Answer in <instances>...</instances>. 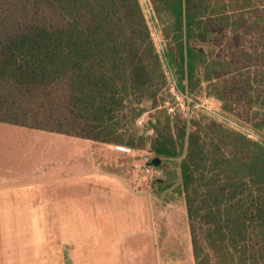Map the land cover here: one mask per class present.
<instances>
[{
	"label": "trees",
	"instance_id": "1",
	"mask_svg": "<svg viewBox=\"0 0 264 264\" xmlns=\"http://www.w3.org/2000/svg\"><path fill=\"white\" fill-rule=\"evenodd\" d=\"M149 2L180 90L257 139L160 107L140 0H0V122L178 160L195 264H264V0Z\"/></svg>",
	"mask_w": 264,
	"mask_h": 264
},
{
	"label": "rangeland",
	"instance_id": "2",
	"mask_svg": "<svg viewBox=\"0 0 264 264\" xmlns=\"http://www.w3.org/2000/svg\"><path fill=\"white\" fill-rule=\"evenodd\" d=\"M140 3L153 32L155 44L162 51L165 40L151 4L149 0H140ZM164 62L168 68V61L164 59ZM185 92V110L197 111L198 114L193 117L185 116L180 108L176 113L182 118L197 119L205 113L207 117L226 126L244 133L250 131L245 124L225 114L221 103L215 99L210 104L216 114H206L200 106L209 97L206 93ZM198 105L199 108H196ZM143 107L147 110L149 105L143 103ZM139 131L143 129L139 128ZM34 134L40 136V162L24 163L25 170L31 168L34 173L14 180V183L24 184L16 188V194L0 189V264H158L155 262L157 258L165 259V262L174 258L180 259V264H190L193 261L188 244L182 243L180 249L174 250L156 247L155 243L158 239V242L164 241L167 245L166 241L172 238L167 222L174 224L181 220V215L183 219L187 218L178 176V160L162 163L161 166L168 172L170 180L166 187H156V194L152 198L133 194L127 189L126 204L120 203L116 206L117 216L105 217V204L98 200L99 196L93 195L90 201L79 200L87 196L81 194L79 186L74 189L72 196L77 201H49L51 196L48 178L42 175L38 177V173L47 169L48 143L55 135L47 131ZM256 135L254 133L253 137L256 138ZM36 158L35 156V160ZM169 210H178L177 217L170 219L159 214L160 211ZM150 216V222H154L152 226L155 227L152 236L143 234L142 228ZM184 222L186 224L185 220ZM183 239L182 236L181 240ZM151 241L154 242L153 249L150 247Z\"/></svg>",
	"mask_w": 264,
	"mask_h": 264
},
{
	"label": "crops",
	"instance_id": "3",
	"mask_svg": "<svg viewBox=\"0 0 264 264\" xmlns=\"http://www.w3.org/2000/svg\"><path fill=\"white\" fill-rule=\"evenodd\" d=\"M144 103L148 104L147 102ZM36 132H42V130L0 122L1 190H7L10 194H14L17 192L16 188L18 186H24L21 183H14V180L34 173V170L31 168L25 170L24 163L33 164L35 161L40 162V136L34 134ZM50 133L55 135V137H51L48 143V166L47 169H43L42 172L39 171L38 173V177L42 175L48 178L51 196L49 201H77L78 199H73L72 196L74 189L79 186L81 194L87 195L79 199L81 202L92 200L93 195L95 197L99 196L98 200L105 204L103 216L116 217V212H118L116 210L117 204H126V190H130V173L133 164L138 161L137 157L117 149L116 146L118 145L100 143L60 133ZM151 133H148V135H151ZM35 156L38 159L36 158L35 160ZM151 157L153 156L151 155ZM160 171L161 173L155 184V190L156 187L157 189L158 187H166L170 180V176L164 172V168L160 169ZM178 176H180L179 170ZM130 192L133 193L131 190ZM89 195L90 198H88ZM14 199L17 200V198ZM0 200L2 199L0 198ZM124 210L122 212L128 211ZM178 213V210L159 212V214H162L161 216L164 215V217L170 219L176 218V214ZM151 218L152 216L142 226L144 229L143 234L145 235L149 234L152 236L155 229L153 227L154 222H150ZM167 224L172 238L166 241L167 245L164 244V241L158 242L157 239V242H155L157 243V245L155 244L156 247L178 250L182 246V243H184L190 245L193 256L188 217L183 219L181 215L180 221H176L174 224L167 222ZM182 232L184 233L183 235L181 234ZM182 236L184 237L183 241L181 240ZM150 244V247L153 249L154 242L152 243L151 241ZM155 262H158V264H180L182 261L174 258L170 259L169 262H165V259L157 258ZM190 264H195L194 257Z\"/></svg>",
	"mask_w": 264,
	"mask_h": 264
},
{
	"label": "built area",
	"instance_id": "4",
	"mask_svg": "<svg viewBox=\"0 0 264 264\" xmlns=\"http://www.w3.org/2000/svg\"><path fill=\"white\" fill-rule=\"evenodd\" d=\"M152 37H153V32H152ZM158 51L160 52L159 54L162 57L165 75L167 79V84L165 88L167 98L161 102L160 107L166 108L168 113L172 116L176 114V110L180 111V108L184 111L185 116L193 117L194 114L197 115L198 114L196 113L197 111H193V110L190 111L189 109L185 110L184 99L187 98V93L182 92L180 88L178 87L176 77L174 76V73L171 70V68L170 67L166 68L164 58H163L164 53H162L163 49L162 51L158 49ZM213 101H214V98L207 97L204 99V101L200 105L201 108L205 110L206 114H216L215 109L210 104ZM196 108H199V105L198 107L196 106ZM145 123H146V115H143L137 120L138 126H143ZM250 131H248L246 134L250 138L257 139L258 136L256 135V138L253 137L254 132L252 130ZM116 147L117 149L121 151H124L126 153L136 156L138 159V161L135 164H133L132 169H131L129 189L135 194H141L148 198H152L156 194L155 184L161 173L159 167L156 168L149 164L153 157H151V155H149L146 152L140 153L139 151L133 148H130V147H124V146H116Z\"/></svg>",
	"mask_w": 264,
	"mask_h": 264
},
{
	"label": "water",
	"instance_id": "5",
	"mask_svg": "<svg viewBox=\"0 0 264 264\" xmlns=\"http://www.w3.org/2000/svg\"><path fill=\"white\" fill-rule=\"evenodd\" d=\"M149 164L158 168L162 165V159L160 157H153Z\"/></svg>",
	"mask_w": 264,
	"mask_h": 264
}]
</instances>
